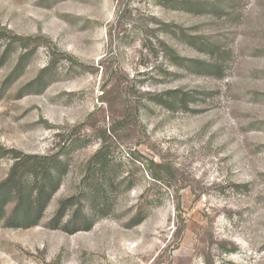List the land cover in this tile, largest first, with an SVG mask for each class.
Wrapping results in <instances>:
<instances>
[{"label": "rangeland", "instance_id": "1", "mask_svg": "<svg viewBox=\"0 0 264 264\" xmlns=\"http://www.w3.org/2000/svg\"><path fill=\"white\" fill-rule=\"evenodd\" d=\"M11 173L0 264H264V0H0Z\"/></svg>", "mask_w": 264, "mask_h": 264}, {"label": "trees", "instance_id": "2", "mask_svg": "<svg viewBox=\"0 0 264 264\" xmlns=\"http://www.w3.org/2000/svg\"><path fill=\"white\" fill-rule=\"evenodd\" d=\"M99 152L94 156L97 158ZM11 173L7 179L0 183V223L3 222L8 228L28 229L37 225L38 215H40L48 201V196L44 195V190L39 188L35 193L34 201L31 203L25 202L23 194L18 184ZM14 194L15 202L12 210L5 217L6 195ZM35 218L34 220H32Z\"/></svg>", "mask_w": 264, "mask_h": 264}]
</instances>
